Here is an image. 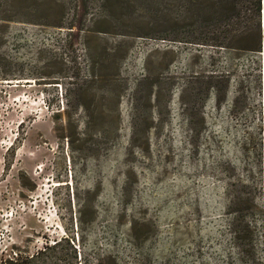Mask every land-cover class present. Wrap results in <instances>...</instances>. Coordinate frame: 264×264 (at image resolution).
<instances>
[{
    "label": "rangeland",
    "instance_id": "rangeland-1",
    "mask_svg": "<svg viewBox=\"0 0 264 264\" xmlns=\"http://www.w3.org/2000/svg\"><path fill=\"white\" fill-rule=\"evenodd\" d=\"M262 1L0 0V264H264Z\"/></svg>",
    "mask_w": 264,
    "mask_h": 264
},
{
    "label": "flooded vegetation",
    "instance_id": "flooded-vegetation-1",
    "mask_svg": "<svg viewBox=\"0 0 264 264\" xmlns=\"http://www.w3.org/2000/svg\"><path fill=\"white\" fill-rule=\"evenodd\" d=\"M45 176L49 175L43 174V176L41 177V181H51L50 179L45 178ZM67 177L69 178L70 182H67L64 185H67L69 187V193H72L73 195V188L70 176ZM19 184L20 185L17 197L19 200L18 202L22 205L19 207L21 209L23 207L22 210H24L27 209L26 203L33 205L32 211L30 213L34 221V234L50 238V232L46 234V231H49V229H47L46 227H51V224H47L46 226H44V223L49 220L48 214H51L50 209H52L53 214H61L62 216H64L65 214H69L67 207L69 206L70 201L64 199L62 201V204L58 203L60 194L50 191L48 188L50 185L48 184H38L36 181L33 180L32 185L30 187L23 186L21 182ZM41 186H43L45 189L42 190ZM44 192L47 193L45 194ZM26 193H31L32 195L26 197ZM27 198H29L31 201H28Z\"/></svg>",
    "mask_w": 264,
    "mask_h": 264
},
{
    "label": "trees",
    "instance_id": "trees-1",
    "mask_svg": "<svg viewBox=\"0 0 264 264\" xmlns=\"http://www.w3.org/2000/svg\"><path fill=\"white\" fill-rule=\"evenodd\" d=\"M256 7H257L256 8L257 9V13H259V11H260V0H257ZM231 10L234 11V7L233 6H232ZM259 49H260V36L257 38V40H255V43H254L253 47L250 48V50L251 51H259Z\"/></svg>",
    "mask_w": 264,
    "mask_h": 264
},
{
    "label": "bare ground",
    "instance_id": "bare-ground-1",
    "mask_svg": "<svg viewBox=\"0 0 264 264\" xmlns=\"http://www.w3.org/2000/svg\"><path fill=\"white\" fill-rule=\"evenodd\" d=\"M262 6H263V9H262V16L264 17V0L262 1Z\"/></svg>",
    "mask_w": 264,
    "mask_h": 264
}]
</instances>
